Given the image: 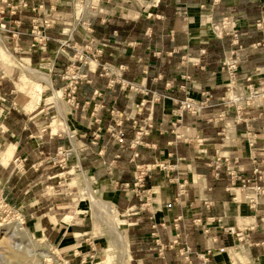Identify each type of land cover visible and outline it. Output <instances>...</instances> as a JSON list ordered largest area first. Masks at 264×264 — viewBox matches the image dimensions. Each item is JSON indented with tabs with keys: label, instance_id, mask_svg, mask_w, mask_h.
I'll return each mask as SVG.
<instances>
[{
	"label": "crops",
	"instance_id": "obj_1",
	"mask_svg": "<svg viewBox=\"0 0 264 264\" xmlns=\"http://www.w3.org/2000/svg\"><path fill=\"white\" fill-rule=\"evenodd\" d=\"M26 1L29 7L16 13L13 7L20 0H0V5L11 8L5 20L17 43L40 55L43 46L31 45L32 18L62 3ZM139 1L141 7H122L127 16L90 18L93 40L102 44L97 47L102 52L90 72L92 83L80 85L76 93L80 109L89 105L98 116L96 120L90 115L83 119L80 114L79 120L86 125L80 132L90 140L96 139L97 129L101 130L84 165L110 189L114 206L133 219L127 229L129 262L189 264L176 246H167L180 234L192 247V264H202L204 258L206 264H233L230 252L240 242L250 252V257L246 255L249 264H264V197L252 207L240 189L243 178L254 177L253 155L264 167V106L248 109L249 115L244 117L257 134L251 148L246 121H234L235 108L225 109L222 120L219 117L224 110L219 101L228 81L222 60L237 46L229 36L211 37L201 24L202 15L212 21L225 17L235 21L242 45L237 76H251L255 85L264 88V0ZM45 32L55 39L52 29ZM105 62L126 67L120 80L111 83L103 75L101 64ZM207 90L213 94L211 108L201 115H180L181 100L186 96L201 99ZM113 110L124 115L123 143L108 130L116 119ZM147 118L153 127L143 143L134 145L136 131ZM223 129L228 138H224ZM217 150L239 160L242 172L234 187L225 171L219 178L212 173L209 163ZM137 164L153 166L146 179L147 189L153 192L152 202L144 203L141 196L122 189L123 183L134 181ZM184 179L188 180V190L179 195V183ZM208 198L214 201L210 208L204 204ZM240 233L243 239L238 238Z\"/></svg>",
	"mask_w": 264,
	"mask_h": 264
},
{
	"label": "rangeland",
	"instance_id": "obj_2",
	"mask_svg": "<svg viewBox=\"0 0 264 264\" xmlns=\"http://www.w3.org/2000/svg\"><path fill=\"white\" fill-rule=\"evenodd\" d=\"M60 1L61 6L37 16L43 20L48 15L56 21L49 27L55 39L43 45L40 55L22 48L9 30L12 27L0 25V264H130L128 253L125 256L113 246L106 224L115 225L128 245L127 229L133 219L123 215L116 204V213L104 208L105 202L114 205L110 189L84 165L101 130L97 129L96 139L90 140L89 135L80 132L86 129L78 118L80 114L83 119L90 115L96 120L98 116L89 105L80 109L76 101L78 88L73 92L72 87L76 82L78 87L92 83L90 72L102 52L97 48L102 44L93 40L89 29L90 18L127 16L122 7H141V2ZM4 9L8 19L11 8ZM201 18L203 30L211 37L223 38L238 29L231 17L227 27H222L225 18ZM111 64L113 70L101 67V71L116 82L120 80L119 65ZM28 67L37 73L28 71ZM247 77L251 76H244L241 82H252H247ZM248 109L255 110L245 108L243 118L248 117ZM162 169L168 170L167 166ZM187 190L188 185L183 195ZM152 194L150 190L139 193L144 203L152 202ZM17 244L22 245L19 254L24 257L16 256ZM47 253L53 258L45 256ZM247 254L250 257L240 242L230 252L232 263L249 264Z\"/></svg>",
	"mask_w": 264,
	"mask_h": 264
},
{
	"label": "built area",
	"instance_id": "obj_3",
	"mask_svg": "<svg viewBox=\"0 0 264 264\" xmlns=\"http://www.w3.org/2000/svg\"><path fill=\"white\" fill-rule=\"evenodd\" d=\"M29 7V3L26 0H20L19 5L13 7V13H16L18 9H26ZM40 8V7H39ZM37 10V8H33ZM56 9V5H52L50 10ZM5 9L2 5H0V25L4 28L7 26L5 22ZM230 17H225L222 27H227L226 23ZM41 20V21H40ZM56 21L50 18L48 15L42 20L41 18H32V29L31 34L33 37L32 47L47 45L48 42L52 39L50 35L45 32V29L49 27H53ZM263 20L259 21V25H261ZM89 29L90 22L88 23ZM92 30V29H91ZM228 35L231 36V42L237 48L232 49L227 53L222 60V70L228 73L229 82L227 84V90L225 95L220 99L219 104L224 107V110L220 114V119L222 120L225 117V109L235 108L237 112V116L235 118V123H240L244 121L245 118L241 116L243 110L245 108H259L264 106V88H256L254 82L251 77H247V82L252 81L250 83L241 82V79L237 76L238 65L240 63V50L242 49V45L239 43V30L235 29L233 34L228 32ZM264 47V46H263ZM102 70H113L115 67L109 62H105L101 64ZM118 70V75L121 77L123 71L125 70L124 65H119L116 67ZM108 74V72H107ZM113 83L112 80H110ZM78 86L77 82L73 85L72 91L76 92ZM130 88H134L133 85H130ZM213 94L211 91L207 90L203 92V97L201 99H194L192 97L186 96L185 99L179 102L178 111L180 115L187 112L193 115H201L207 109L211 108L214 104L212 102ZM246 104H245V103ZM245 104V105H244ZM114 114L118 115V118L114 120V123L111 124L108 128L109 132L113 135V137L119 142L123 143V114L118 111L113 110ZM246 121L247 125V133H248V144L251 148H253L256 144L257 134L252 132V125L249 124V121ZM134 123L139 125V123L135 120ZM153 127L152 121L150 118H147L143 125H140L136 131V138L133 141L134 145L143 143L144 138L149 135L151 128ZM227 125L225 126V128ZM224 138H228L225 133V129H223ZM96 135H99L98 133ZM252 161L254 163L253 173L254 177L252 178H243V183L240 186L241 190L248 191L245 194V198L252 207H256L260 202V199L264 197V167H259V162L255 155L252 156ZM239 160L236 157L222 155L221 150L216 151V155L210 161L209 165L212 167V173L216 178H219L222 172L228 175L232 187H234L237 181L241 177L242 169L239 166ZM164 164H158V167L163 168ZM150 165L137 164L134 171V181L132 183H123L122 189L132 191L135 194L139 195L140 191H147L146 186V177L150 172ZM188 185V180L184 179L179 183V195H183L185 193V188ZM231 187V188H232ZM211 189V188H209ZM140 196V195H139ZM204 204L207 208H210L214 205V201L212 199H204ZM230 232H235L234 229H227ZM242 234V233H240ZM238 235V238L243 239V234ZM170 248L177 247L181 256H183L189 264H192L190 260V254L192 253V247L187 242L186 239H182L180 234H177L173 241L167 245ZM165 246L161 247V254L164 252ZM206 260L204 258V262L202 264H206Z\"/></svg>",
	"mask_w": 264,
	"mask_h": 264
},
{
	"label": "bare ground",
	"instance_id": "obj_4",
	"mask_svg": "<svg viewBox=\"0 0 264 264\" xmlns=\"http://www.w3.org/2000/svg\"><path fill=\"white\" fill-rule=\"evenodd\" d=\"M27 70L30 71V72H33V73L36 72V70H34V69L30 68V67H28ZM93 200H94V202H96L95 198ZM103 206H104V208H106L107 210H109L110 213H116V211H117L116 208H115V206L113 204L108 203V202H105L103 204ZM109 211H108V213H109ZM114 216H115V214H114ZM106 225L108 226L107 232H108L109 236L113 239L112 240L113 246L115 248L121 250L122 253H123V255L126 256V253H128V247H127L126 241L124 239V236L122 235V233L120 232V230L115 225H113L112 223H109V224H106ZM21 247H22L21 244H17V248H15V254L18 257H24L23 254H19L20 251H22L21 250ZM26 252H28V251H26ZM23 253H25V252H23ZM42 255H43V253H42ZM45 256L53 258V255L51 253H47V254H45ZM124 259H125V257H124Z\"/></svg>",
	"mask_w": 264,
	"mask_h": 264
},
{
	"label": "trees",
	"instance_id": "obj_5",
	"mask_svg": "<svg viewBox=\"0 0 264 264\" xmlns=\"http://www.w3.org/2000/svg\"><path fill=\"white\" fill-rule=\"evenodd\" d=\"M239 43H240V33H239ZM241 45V43H240ZM123 137H124V134H123ZM27 165V164H26ZM12 181V178H10V182Z\"/></svg>",
	"mask_w": 264,
	"mask_h": 264
}]
</instances>
